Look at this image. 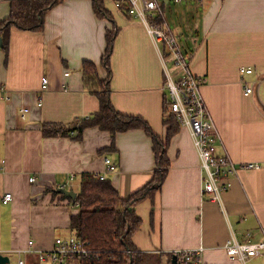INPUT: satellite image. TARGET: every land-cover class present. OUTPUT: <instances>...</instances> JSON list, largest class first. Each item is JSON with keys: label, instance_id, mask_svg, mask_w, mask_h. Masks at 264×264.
<instances>
[{"label": "crops", "instance_id": "0c3cea01", "mask_svg": "<svg viewBox=\"0 0 264 264\" xmlns=\"http://www.w3.org/2000/svg\"><path fill=\"white\" fill-rule=\"evenodd\" d=\"M114 1H105L114 23L97 16L93 0H63L45 13L42 31L12 27L7 48L0 44V256L8 258L3 264H57L40 261L39 252L51 251L57 238L77 237L71 228L80 209L73 202L77 197L68 198L58 188L78 195L83 174H107L120 198L128 200L157 170L153 138L144 129L114 139L98 126L81 134L43 132L45 124L74 125L99 112L98 94L84 84L83 64L91 62L100 80L110 75L115 110L141 118L167 140L165 72L175 79L180 73L167 46L157 45L144 22ZM159 4L161 13L152 21L177 38L191 72L201 80L221 137L217 154L260 168L229 172L224 180L230 188L221 202L212 200L202 192L205 173L191 131L179 123L167 147L170 167L162 187L135 207L141 225L133 244L137 251L159 255L160 264H172L175 250L199 247L206 264H264V255L242 262L225 248L231 238L264 240V0ZM10 13L11 0H0V21ZM115 27L108 68L107 33ZM44 78L48 89L43 92ZM247 86L252 93L246 94ZM106 158L115 172L106 173ZM6 194L12 196L7 203Z\"/></svg>", "mask_w": 264, "mask_h": 264}, {"label": "trees", "instance_id": "16d2710c", "mask_svg": "<svg viewBox=\"0 0 264 264\" xmlns=\"http://www.w3.org/2000/svg\"><path fill=\"white\" fill-rule=\"evenodd\" d=\"M63 0H11L10 17L0 21L2 48H7L10 29L42 31L45 13ZM106 0H93L95 13L99 17H113L105 7ZM123 10L130 15L127 8ZM115 27L107 33V49L104 64L109 68V60L116 37ZM84 84L98 94L100 110L90 119L79 120L78 124H45L43 132L47 136L68 135L71 131L79 134L87 127L98 126L109 131L114 139L118 133L132 129H144L153 138L157 170L151 182L134 193L128 200L120 198L111 182L101 181L97 175L83 174L80 190L74 203L80 205L79 212L72 216L71 228L80 239L90 242L93 254L81 258L79 264H160V256L137 251L132 237L141 225V219L135 211L136 205L146 198H152L167 177L170 161L167 147L179 127L176 117L169 111L166 102L165 123L169 126L167 140L163 141L141 118L124 116L118 113L110 101V75L106 80L99 79L96 65L83 64ZM56 193V190H52ZM57 194V193H56ZM64 198V196H62Z\"/></svg>", "mask_w": 264, "mask_h": 264}, {"label": "built area", "instance_id": "2783aa9c", "mask_svg": "<svg viewBox=\"0 0 264 264\" xmlns=\"http://www.w3.org/2000/svg\"><path fill=\"white\" fill-rule=\"evenodd\" d=\"M160 0H115V6L119 9L127 8L130 15L139 18L147 26L150 35L156 44L167 46L175 68L179 71L178 79L166 69L164 90L168 96L169 111L176 117L182 126L190 129L194 145L198 151L201 167L205 173L203 177V189L205 194H211L212 200L221 202L222 193L227 191L231 184L227 179L229 172L237 170H251L260 168L256 163H244L237 165L229 156L217 154V144L221 141L216 124L201 92V80L190 70L188 58L182 51L177 38L168 30L156 25L152 19L155 13H161ZM181 2L184 0H174ZM243 73L250 74L252 69L242 68ZM68 75V74H67ZM48 89V79L42 81V91ZM252 93V87L247 86L246 94ZM42 105V102L39 103ZM28 111L22 109L23 113ZM106 173L116 171V165L111 159L106 158ZM100 180H106L107 174H99ZM34 181V179H32ZM11 194H6L4 202L11 200ZM33 244L32 242L30 243ZM90 242L78 237L67 239L57 238L55 247L49 252H39L40 261L51 260L57 264H65L70 258H87L93 252L89 248ZM229 255L237 260L246 262L252 257L264 255V240L261 242H240L231 238L225 245ZM204 248L175 250L172 256L176 264H206L203 258ZM19 264H24L19 260Z\"/></svg>", "mask_w": 264, "mask_h": 264}, {"label": "water", "instance_id": "95a60500", "mask_svg": "<svg viewBox=\"0 0 264 264\" xmlns=\"http://www.w3.org/2000/svg\"><path fill=\"white\" fill-rule=\"evenodd\" d=\"M2 43V39L0 38V44ZM57 192L67 196L68 198L75 199L77 197V193L74 190H67L63 187L57 189ZM8 258L5 256H0V264H3L7 261ZM172 264H176V259L173 257Z\"/></svg>", "mask_w": 264, "mask_h": 264}]
</instances>
